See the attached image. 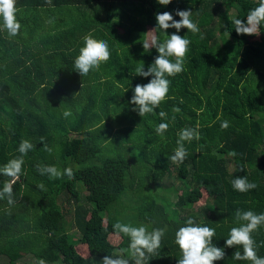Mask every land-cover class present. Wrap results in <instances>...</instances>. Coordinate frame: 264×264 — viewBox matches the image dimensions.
I'll use <instances>...</instances> for the list:
<instances>
[{"label": "trees", "instance_id": "trees-1", "mask_svg": "<svg viewBox=\"0 0 264 264\" xmlns=\"http://www.w3.org/2000/svg\"><path fill=\"white\" fill-rule=\"evenodd\" d=\"M258 4L16 0L19 34L0 30V167L20 156L21 140L34 147L23 157L22 175L13 185L15 203L0 200V257L7 264L25 256L36 264L41 259L46 264H100L105 255L116 256V249L129 245V237L116 235L117 221L145 225L149 231L164 228L161 247L147 264H177L181 252L175 232L190 217L216 230L213 243L224 248L225 258L215 264H251L235 260L234 252L242 248H227L225 240L239 226L238 209L264 213V23L257 36L237 35L233 23L246 22ZM177 9L191 10L200 32L179 31L191 41L184 70L168 77L165 100L141 117L130 95L136 84L152 77L137 76L136 69L143 62L146 71L158 56L142 43L147 31L157 27L156 13L171 12L178 21ZM175 32L156 29L154 35L163 42ZM88 33L108 42L111 57L81 76L74 60ZM65 111L72 115L65 118ZM161 111L166 118L159 116ZM223 121L228 128L221 127ZM160 123L169 125L163 135L155 131ZM184 128L196 129L200 138L185 141L187 157L172 163L168 158ZM133 136L137 141H130ZM108 143L117 153L103 157ZM230 151L236 155L229 156ZM37 165L61 171L71 167L74 178L50 179ZM237 177H247L257 188L234 190ZM8 179L0 174V190ZM60 202L69 208L64 211ZM71 230L77 234L73 243ZM252 237L257 255L264 257V226ZM76 241L86 245L88 257L77 252Z\"/></svg>", "mask_w": 264, "mask_h": 264}, {"label": "clouds", "instance_id": "clouds-1", "mask_svg": "<svg viewBox=\"0 0 264 264\" xmlns=\"http://www.w3.org/2000/svg\"><path fill=\"white\" fill-rule=\"evenodd\" d=\"M161 6H168L172 0H157ZM16 0H0V30H4L9 36H17L21 29V24L17 20ZM175 16L179 17L177 21L174 19L173 13L164 11L155 14L157 27L146 34L149 38L142 43L144 50L155 49L158 56L154 62L148 66L145 71L144 63L136 69V75L140 77H152L147 84H136L134 94L130 103L134 105L133 111L143 117L152 113L168 95L171 81L168 77H173L184 70V58L188 52L191 41L185 36L179 35L181 29L197 34L200 32L198 24L192 20L191 10L175 11ZM237 35L257 36L260 26L264 23V0H259V4L250 9L246 22L241 19L233 21ZM156 29L165 32L168 29H175L176 32L167 35V39L160 42L158 37L154 35ZM203 38V37H201ZM111 57L108 42L103 39H96L92 33H88L83 37V47L79 49V55L74 60L76 72L81 76H86L92 70H98L102 63H106ZM174 58V59H170ZM179 111V109H176ZM70 111H65V118L71 116ZM159 116L164 119L167 114L164 111L159 112ZM168 123H160L155 131L158 135H163L168 130ZM221 127L226 129L229 127L228 121H223ZM177 148L174 154L168 159L172 163H182L188 155L184 142H191L193 139H199V132L194 128H184L178 133ZM43 142V138H41ZM33 144L27 140H21L17 151L20 156L10 159L2 167L0 174L8 177L3 182L2 190H0V200L7 199L9 205L15 203L13 196V185L20 179L22 175V167L24 164L23 157L33 149ZM44 150L51 152V149L44 144ZM229 156L234 157L235 151H230ZM37 170L41 175H48L50 179H61L67 176L69 179L74 178V172L71 167L59 170L54 165H37ZM39 187L43 188V185ZM234 190L241 193L248 192L257 188L256 183L250 182L247 177H237L232 180ZM238 227H232L229 236L225 240V247L242 248L233 254L235 260L250 261L251 264H264V257H260L256 252V242L252 237V233L264 226V213L257 214L252 210L235 212ZM113 228L117 236L129 237L128 247L119 250L116 256L105 255L100 264H130V260L124 257L127 253L134 264H147L150 255L157 254L161 247L162 239L165 235L164 228H154L151 231L147 226H133L129 223L117 221ZM216 234L214 228L201 226L196 223L193 218H188L185 226H181L175 232V244L181 252V258L177 260V264H215L225 258L224 248L217 247L213 243ZM38 264H46L43 259Z\"/></svg>", "mask_w": 264, "mask_h": 264}, {"label": "rangeland", "instance_id": "rangeland-1", "mask_svg": "<svg viewBox=\"0 0 264 264\" xmlns=\"http://www.w3.org/2000/svg\"><path fill=\"white\" fill-rule=\"evenodd\" d=\"M152 29H149L147 32H149V31H151ZM154 34V33H153ZM259 35V34H258ZM149 38V34H147L146 35V39H148ZM133 94H131L130 96H132ZM125 96V98H127V96L126 95H124ZM129 96V97H130ZM117 114H119V113H117ZM137 139H138V137L137 136H133L131 139H130V141H132V142H135V141H137ZM116 149V147L114 146V144L112 143V144H109L108 143V149H105V152H104V154H106L105 156L103 155V153L101 154V156H103V157H106V156H110V155H113V154H116L117 153V151L115 150ZM134 152H136V151H134ZM171 181L173 182V184L175 185V186H178L179 185V183H178V181H175V178L173 177V178H171ZM81 191L84 193V195L86 194V191H85V188H84V186L82 185L81 186ZM151 191V188L150 187H148V186H146L145 187V192L146 193H148V192H150ZM179 193V192H178ZM178 193H177V195H178ZM202 199H201V201H203L204 202V200H205V198L206 197H204L205 196V194H204V191L202 190ZM177 200V198H174V201H176ZM60 204V207H62L63 208V210L64 211H66L69 207L67 206V205H65L64 203L63 204H61V202L59 203ZM191 210H193V209H191ZM67 220H68V222H71V214H70V217H69V215L67 216ZM74 230H71L70 231V233H72V234H74V236H71L70 235V238H69V240H70V242H74L76 239H77V234L76 233H74L73 232ZM69 233V234H70ZM109 241H110V243L113 245V244H115V247L117 246L116 244H118V242H117V239H115V236H109ZM76 243V244H75ZM74 244H75V246H76V250H77V252L80 254V255H82V256H84V257H88L89 256V252H88V248L86 247V245L84 244V243H81L80 241H76ZM116 249V248H115ZM116 251L117 252H119V250L118 249H116ZM125 257L127 258V259H129L130 261H132V259H131V257L126 253L125 254ZM0 261H1V263L2 264H7V262H6V260L4 259V258H1L0 257ZM134 262V261H133ZM17 264H36L35 263V261H34V259L33 258H31V257H28V256H25L23 259H21L19 262H17Z\"/></svg>", "mask_w": 264, "mask_h": 264}]
</instances>
